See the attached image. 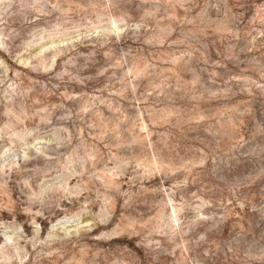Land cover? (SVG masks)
Returning <instances> with one entry per match:
<instances>
[{
	"label": "rangeland",
	"instance_id": "rangeland-1",
	"mask_svg": "<svg viewBox=\"0 0 264 264\" xmlns=\"http://www.w3.org/2000/svg\"><path fill=\"white\" fill-rule=\"evenodd\" d=\"M0 264H264V0H0Z\"/></svg>",
	"mask_w": 264,
	"mask_h": 264
},
{
	"label": "bare ground",
	"instance_id": "bare-ground-1",
	"mask_svg": "<svg viewBox=\"0 0 264 264\" xmlns=\"http://www.w3.org/2000/svg\"><path fill=\"white\" fill-rule=\"evenodd\" d=\"M36 1H38V0H36Z\"/></svg>",
	"mask_w": 264,
	"mask_h": 264
}]
</instances>
